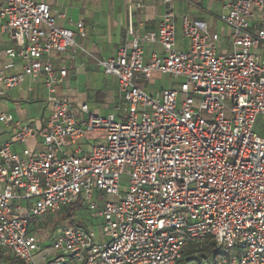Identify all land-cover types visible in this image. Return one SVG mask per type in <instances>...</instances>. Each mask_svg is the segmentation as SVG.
<instances>
[{"label": "built area", "instance_id": "obj_1", "mask_svg": "<svg viewBox=\"0 0 264 264\" xmlns=\"http://www.w3.org/2000/svg\"><path fill=\"white\" fill-rule=\"evenodd\" d=\"M165 2L156 29L137 34L130 23L124 44L99 59L84 21L60 28L46 3L0 0V127L13 133L0 145V264H178L188 243L208 240L214 264H264V0H214L229 31L221 51L209 21ZM147 45L162 52L147 59ZM79 55L116 79L115 113L87 103L76 112L59 95L62 57ZM17 62L22 71L7 76ZM156 73L176 83L159 97L138 85ZM41 76L48 117L16 123L1 99ZM71 208L85 225L70 224ZM48 222L56 229L44 239Z\"/></svg>", "mask_w": 264, "mask_h": 264}, {"label": "crops", "instance_id": "obj_2", "mask_svg": "<svg viewBox=\"0 0 264 264\" xmlns=\"http://www.w3.org/2000/svg\"><path fill=\"white\" fill-rule=\"evenodd\" d=\"M36 1L50 5L52 13L56 17V24L60 28L76 30L71 22L84 21L87 32L85 45L90 53L99 59L113 56L118 48L124 44L130 23H132L137 34L154 30L168 10L165 0H161V4L158 5L155 4L156 0H144L143 7L139 9L136 7L137 0ZM174 10L178 14L175 3ZM60 14H64L65 18H60ZM210 23L212 24V20ZM178 42L182 48H187V42L181 38H178ZM145 51V56L148 59L153 52H162V48L159 45H147ZM62 61L68 69V76L59 87L58 93L70 98L76 112H78L79 106L84 103H87L93 112L100 115L116 112V108L121 103V96L114 77L106 76L101 68L84 55H79L74 60L62 57ZM58 63H54L56 69L59 67ZM3 65L4 62H0V69ZM21 71L22 64L17 62L15 67L7 70L5 74L13 76ZM159 76L166 75L159 74ZM43 83L42 76L37 81L28 78L21 87L8 91L7 95L1 99L3 109L13 115L16 123L35 126L48 117L50 106L45 100L46 91ZM175 86L176 83L171 79L169 85L162 87L159 92L140 87L155 97H159L164 89ZM0 89H2V85H0ZM12 134V129L7 130L5 127H0V145L11 143ZM30 145L36 151L42 147L39 141L38 143L31 141ZM11 148L15 152L22 149L20 145L15 144L11 145ZM52 233L53 231L46 230L44 239H48Z\"/></svg>", "mask_w": 264, "mask_h": 264}, {"label": "rangeland", "instance_id": "obj_3", "mask_svg": "<svg viewBox=\"0 0 264 264\" xmlns=\"http://www.w3.org/2000/svg\"><path fill=\"white\" fill-rule=\"evenodd\" d=\"M160 1L161 0H156L155 4L157 5L161 4ZM174 3L176 4L177 12L178 14H180V16H182V14H186L195 20H207L209 22L212 20L213 29L220 32V34L223 36L222 41L219 44L220 51L223 45L229 44V37H228L229 31L225 27V25L218 20V16L220 14V4L218 2H214V0H174ZM167 6L169 8V5ZM177 27H178V38H181L180 20H178ZM260 47L262 48V45H260ZM170 81H171V78L169 76L160 77L159 74L158 75L156 74L151 81L140 80L138 82V85L144 88H149L155 92H159L162 87L167 86V84L169 85ZM263 124H264V119L259 118L256 128L258 129ZM86 136H87V139L90 140V143H92L93 140L97 142V140L100 137H103V135L100 133H87ZM82 146L84 147L86 151L88 150L87 145L82 144ZM123 181L125 182L126 179L124 178ZM109 200L113 201L114 197H109ZM76 208L79 211L78 213L85 216V213L87 212V210L85 206H83L82 199L80 201V204L76 206ZM11 218L12 217L9 216V219ZM70 224L80 225V226L85 225L83 218H80V217L79 219L77 218L74 223L70 221ZM55 229L56 227L52 226L51 222L47 223V230L55 231ZM198 246L199 245L194 242H190L186 245L185 250L189 251V253L187 254V258L193 259L195 261L192 263H184V264H194L199 261L200 256L196 252H193V253L190 252L192 249H195ZM206 257H207L206 260L210 261L212 264L215 263L216 259L212 255H207ZM178 264H181V263H178Z\"/></svg>", "mask_w": 264, "mask_h": 264}, {"label": "trees", "instance_id": "obj_4", "mask_svg": "<svg viewBox=\"0 0 264 264\" xmlns=\"http://www.w3.org/2000/svg\"><path fill=\"white\" fill-rule=\"evenodd\" d=\"M74 212H75V208H71L67 211V215H66L69 219H71L72 223H74L76 221L74 219L72 220ZM190 252L191 253L196 252L200 256L199 261L196 262L198 264H202L203 261L207 259V257H206L207 255H213L214 256L217 254V252L213 249V243L210 240H208L207 242H205L202 245H199L197 248L192 249ZM188 253H189V251L184 250L183 254H182V258L178 263L184 264V263L194 262L195 260L187 258ZM1 259H3L2 255H0V260Z\"/></svg>", "mask_w": 264, "mask_h": 264}]
</instances>
